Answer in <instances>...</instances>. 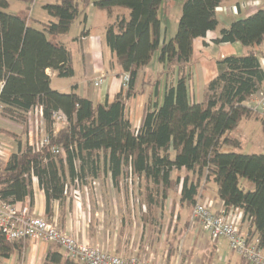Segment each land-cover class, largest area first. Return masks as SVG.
I'll use <instances>...</instances> for the list:
<instances>
[{
	"label": "trees",
	"instance_id": "trees-1",
	"mask_svg": "<svg viewBox=\"0 0 264 264\" xmlns=\"http://www.w3.org/2000/svg\"><path fill=\"white\" fill-rule=\"evenodd\" d=\"M18 1L32 4L34 0ZM162 1H93V6L108 13L116 7L128 10L127 16L116 15L104 29L115 64L128 75L127 86L121 87L111 102L98 103L75 91L52 89L46 72L50 70L60 78L73 76L72 54L60 37L84 14L90 0L45 3L42 8L52 20L39 28L29 25L25 15L6 11L8 1L0 0V116L24 121L27 112L39 105L43 134L48 136V143L37 149L19 143L10 154L0 167V198L13 204L28 197L31 203V177L35 176L48 207L50 200L63 196L64 168L71 179L82 177L85 164L92 165L89 173L95 175L96 153L108 152L113 176L123 164L151 183L147 197H166L180 180L171 173L183 169L180 198L193 207L201 196V179L212 180L222 209L241 211L249 220V237H256L264 251V152L221 150L223 145H240L228 134L243 119L259 120L264 136V113L260 115L245 104L264 82V70L253 49L264 39V5L218 29L215 9L221 0H183L174 35L159 44L158 10ZM209 30H218L215 43L239 42L247 50L218 59L216 75L207 83L203 99L194 102L188 89L193 40ZM155 52L165 79L163 93L158 102L156 87L154 99L145 102L140 125L133 130L125 100L134 93L138 71L149 64ZM55 112L67 120L57 131L52 120ZM52 148L59 152L53 153ZM24 241H7L0 232V258L22 251ZM41 264L83 263L50 243ZM238 264L251 263L239 257Z\"/></svg>",
	"mask_w": 264,
	"mask_h": 264
},
{
	"label": "crops",
	"instance_id": "crops-1",
	"mask_svg": "<svg viewBox=\"0 0 264 264\" xmlns=\"http://www.w3.org/2000/svg\"><path fill=\"white\" fill-rule=\"evenodd\" d=\"M93 1L95 0H90L84 14L78 17L77 23V19L73 22L69 32L60 37L71 51L74 69L73 76L68 77L73 80L71 84L66 83V86L70 91L93 102H111L121 90L122 73L105 42L104 29L116 15L127 16L128 10L116 7L108 13L93 6ZM182 1H162L158 10L159 44L174 35ZM263 5L264 0H221L215 9L218 29L227 27L235 19L254 13ZM233 6L237 8L236 11L232 10ZM22 8L27 10L28 6ZM32 20L41 27V23L52 18L40 13ZM95 33L98 35L96 38ZM217 36L218 30H209L204 37L193 40V64L188 89L190 99L194 102L203 99L207 83L216 75L218 59L230 54L240 55L247 50L239 42L215 43ZM253 49L258 53L264 70V39L259 45L253 46ZM74 51H79L81 55L82 63L79 66L74 63ZM161 70L162 65L156 56L138 71L134 93L125 100V113L133 130L140 125L145 102L154 99L156 87L157 101L161 99L165 84L164 76L160 75ZM46 72L50 75V81L56 76L50 70ZM102 72L106 74L105 81L100 88H96L92 81ZM251 97L253 95L245 102L248 106ZM257 113L261 115L264 111ZM20 145L22 147L23 144ZM16 150L2 154L0 152V167L5 165L10 154ZM96 155L99 159L95 175L89 173L92 165L88 164L83 166L85 173L79 179H71L64 168L66 181L60 200H50L47 207L45 193L36 177L32 176V202L26 197L22 202L13 204L17 208L27 206L35 215L46 218L66 233L119 256H138L159 264H238L239 256L229 249L225 239L212 240L200 224L191 219L192 207L187 206L180 198L181 181L185 175L183 169L171 173L172 178L180 176L179 182L167 191L176 190L172 196L167 193L166 197L151 198L146 195L147 187L151 189V183L142 175L132 173L130 166L121 164L119 173L113 176L108 152L99 151ZM78 163L75 162L77 168ZM212 183L215 184L212 180L202 178L200 195L213 200V210L216 212L222 209V202L208 193ZM74 189L80 191L79 200L73 197ZM213 190L216 192V185ZM234 214L239 230L247 232L249 225L247 219L243 218V213L235 209ZM48 245L47 242L29 241L22 251L14 252L9 258H0V264H16L11 260L13 255L23 253L27 254L25 264H41Z\"/></svg>",
	"mask_w": 264,
	"mask_h": 264
},
{
	"label": "built area",
	"instance_id": "built-area-1",
	"mask_svg": "<svg viewBox=\"0 0 264 264\" xmlns=\"http://www.w3.org/2000/svg\"><path fill=\"white\" fill-rule=\"evenodd\" d=\"M236 11L235 6L232 7ZM106 78L105 73H100L92 81V85L100 88ZM128 75L122 74L121 87L125 88ZM250 106L256 112L264 111V82L259 90L251 97ZM3 104L0 102V115ZM1 118V116H0ZM34 119L36 126L42 125V109L35 105L27 112V120ZM54 130L66 124V117L55 112L52 115ZM48 143V136L42 134L40 141L35 144L36 149ZM53 153L59 149L52 148ZM73 197L80 199V191L73 190ZM214 202L209 197H199L191 210V219L196 220L208 233L212 240L223 238L229 249L240 258L251 264H264V251L258 245L256 237H249L247 232H241L237 226L235 209L224 211L213 210ZM249 225V220H247ZM0 232L7 241L25 239L33 242L54 243L61 246L66 253L77 258L83 264H159L138 256L123 257L110 253L87 241L79 240L58 228L46 218L37 216L27 206L17 208L14 204L0 198Z\"/></svg>",
	"mask_w": 264,
	"mask_h": 264
},
{
	"label": "rangeland",
	"instance_id": "rangeland-1",
	"mask_svg": "<svg viewBox=\"0 0 264 264\" xmlns=\"http://www.w3.org/2000/svg\"><path fill=\"white\" fill-rule=\"evenodd\" d=\"M8 7L5 9L8 12L20 13L25 15V18L29 25L38 27L32 18H36L39 16L40 13H45L43 8L41 7L45 3H52L56 0H34L32 4H26L17 0H7ZM28 6L27 10H23L22 7ZM119 9V8H116ZM123 9V8H120ZM97 11V10H92ZM30 17V19H29ZM79 19L76 20L77 23ZM77 25V24H76ZM98 35L97 33L94 34L96 38ZM74 48V47H72ZM73 50V49H72ZM158 52L154 53L153 59L157 56ZM73 60L76 66L81 65V55L78 52L74 51ZM73 79H63L53 76L50 81V86L52 89L58 90L60 92H69L70 89L66 86L68 83L71 84ZM67 83V84H66ZM248 119V118H247ZM6 119L1 117L0 118V152H10L16 150V146L18 143H22V147H25V144L28 145H35L37 144L41 136L43 134L42 125L36 126L34 123V119L32 118L30 122L27 120L24 121H5ZM3 132H2V131ZM9 133V134H8ZM229 136L236 138L239 140L240 145L238 147L232 145H223L221 150L224 152H238V153H262L264 152V136L261 132V127L259 121L253 118H249L248 120H241L238 126L229 132ZM30 143V144H29ZM36 146V145H35ZM175 176V174L173 173ZM244 182L246 180H243ZM215 184H211V189L208 190V193L211 197H217L215 190H213ZM249 188L252 187L251 184L248 186ZM176 190L167 192L170 196H172ZM73 193V192H72ZM26 247L28 246L29 240L24 241ZM50 244V243H49ZM25 247V248H26ZM16 264H25L27 260V254L23 253L21 255L14 254L12 259ZM197 261V257H196Z\"/></svg>",
	"mask_w": 264,
	"mask_h": 264
}]
</instances>
